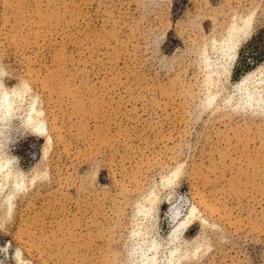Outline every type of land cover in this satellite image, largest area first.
<instances>
[{
    "label": "rangeland",
    "instance_id": "obj_1",
    "mask_svg": "<svg viewBox=\"0 0 264 264\" xmlns=\"http://www.w3.org/2000/svg\"><path fill=\"white\" fill-rule=\"evenodd\" d=\"M247 18L210 83L204 57ZM258 71L264 0H0V84L25 92L0 126V264H137L151 239L159 264L172 247L264 264V112L226 103ZM34 100L45 136L25 126Z\"/></svg>",
    "mask_w": 264,
    "mask_h": 264
},
{
    "label": "bare ground",
    "instance_id": "obj_2",
    "mask_svg": "<svg viewBox=\"0 0 264 264\" xmlns=\"http://www.w3.org/2000/svg\"><path fill=\"white\" fill-rule=\"evenodd\" d=\"M250 25V18L242 20L241 23H236L231 28L230 34L226 38L218 44L216 42L214 43L213 50L215 51V59H211L206 56L204 57L207 72L206 75L210 83L214 80V77L220 80V78L230 72V67L237 57L238 45L247 35ZM260 71L248 73L240 82H238L236 86H234L233 93L226 99V103L230 102V105H236L239 109L242 108L245 110H252L254 113L258 111L264 112V77L261 76L262 73ZM24 93L25 92L23 90L18 89L9 91L0 84V126L7 125L11 116L14 115L16 110L20 108V105L24 100ZM213 96L209 95L206 97V103L211 104L214 100ZM40 116L41 111L37 108L36 100H34L29 104V108L26 110V119L24 121L25 126L29 127L35 135L45 136L47 134V124ZM2 131L3 130L0 128V134ZM48 140L50 141V137H48ZM0 172H7V174L5 173L6 177L13 175L9 159H0ZM22 183L23 181L19 180L18 176H15L14 186L17 189L22 186ZM151 202L154 201L151 200ZM171 210V218H173V221L178 220L182 212L181 205L175 206ZM196 210L197 209L192 206L185 216V219L176 225L177 227L175 226L171 233L172 242L178 239L181 231L190 225L195 213H197ZM140 212L147 217L151 214L152 209L151 207H144L140 209ZM159 249L160 244L155 239L146 241L144 245L138 244L136 248L138 255L137 264H159L157 256ZM169 250V255L166 257L165 264H175L177 262L176 254L178 249L176 247H172Z\"/></svg>",
    "mask_w": 264,
    "mask_h": 264
}]
</instances>
